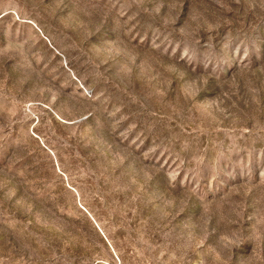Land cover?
I'll list each match as a JSON object with an SVG mask.
<instances>
[{"label": "rangeland", "instance_id": "1", "mask_svg": "<svg viewBox=\"0 0 264 264\" xmlns=\"http://www.w3.org/2000/svg\"><path fill=\"white\" fill-rule=\"evenodd\" d=\"M0 264H264V0H0Z\"/></svg>", "mask_w": 264, "mask_h": 264}]
</instances>
